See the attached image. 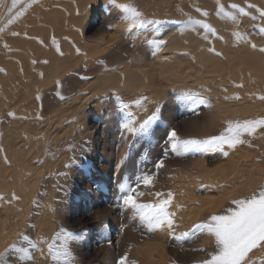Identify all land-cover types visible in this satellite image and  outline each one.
<instances>
[{
    "label": "rangeland",
    "instance_id": "1",
    "mask_svg": "<svg viewBox=\"0 0 264 264\" xmlns=\"http://www.w3.org/2000/svg\"><path fill=\"white\" fill-rule=\"evenodd\" d=\"M118 2L127 3L126 0ZM28 3H31V0H17L13 6V0H0V29L8 25L9 21L23 16L24 12H20ZM94 13L87 19L83 34L90 41L101 45L82 50L70 68L64 69L60 66V77L37 92L35 109L32 107L24 111L25 120H35L39 117L45 119L49 113H55L58 109L57 114L64 115L54 117L56 121L58 118L63 120L57 121L61 128L56 124L53 129L57 130L54 132H60L64 138L56 149V165L53 164V168L48 167L49 170L41 169L43 171L39 175L43 177H38L34 190L25 193V208L21 209L17 217L18 222L14 227L11 226L6 236V244H3L0 250V261L4 264H21L16 255L8 249L12 243L26 247L27 243L22 236L27 235L37 242V247L31 250L32 259L24 264H56L51 259L48 245L53 243L55 234L64 228L80 237L69 241L74 256L73 264H121V257H126L125 264H198L210 258L216 251L214 237L207 231L197 232L193 229L195 234L190 238L177 240L167 228L148 231L139 217L134 216L135 210L124 205L123 196L127 192L121 185L130 186L137 193H143L136 198L138 203L144 205H155L160 199H166L169 192L172 193L168 211L174 213L176 235L189 231L193 225L206 221L211 215L225 214L228 208L234 207L232 200L247 198L264 188V128H257L252 135H243L242 139L246 142L238 144L235 148L224 145L223 150L188 152L182 155L173 152L171 146L166 145L167 132L174 128L181 140H203L210 136H219L225 131L228 122L235 124L264 118V100L259 104L255 97H244L247 100H244L245 104H249L252 110L241 109L246 114L234 116L227 111L226 104L220 107L218 100H210L207 92H211L215 84L206 82L199 89L183 93H172L171 90L160 100L154 97L151 100V109L143 113L140 119L132 118L134 121H143L159 109V120L153 123L150 134L133 135L123 128L129 117L121 106V101L127 105L135 103L113 93L106 96L100 94L97 95L100 96V101L95 102L103 107L102 115L106 121H99L87 106L86 127L81 128L80 122L76 120L82 112L79 111V114L78 111L71 110L74 108L67 98L70 99L74 93L82 91L83 87L85 89L87 81L96 76L104 66L116 62L118 46L121 43L124 44L125 50L133 52L127 55V59L136 57L138 62H143L152 56L155 58L159 54L167 55L165 48L168 37L172 35L167 29L169 24H165L163 28L164 36L154 34L153 31H157L156 26H151L150 29L148 25L144 28L130 27L122 18L123 13L113 7L110 0H102ZM144 16L151 19L148 14ZM259 16L260 19L257 20ZM262 28L264 16L262 17L260 11L256 18L244 26L233 28V31L245 30L241 33L252 37L251 41L259 42L264 39ZM100 37H104V41ZM154 42L163 43L157 48ZM190 60L198 67L195 68L197 71L193 69L192 75L196 72L195 76H206L205 69L199 66L200 61L195 58ZM231 89L233 88H229ZM89 92H86L87 97L92 94ZM187 95L194 98L199 96L206 100V104L196 105L192 100L180 99ZM144 98L148 99L147 96ZM214 107H218L220 116L211 113V108ZM17 109L0 113V119L5 114L17 113ZM115 112L120 114L118 118L112 117ZM240 112L237 111L241 114ZM71 114H74L73 118ZM6 133L0 128V151L4 147ZM224 152L228 153L227 156ZM161 159L164 160L163 167L156 168V163ZM247 162H254L252 167L257 166L261 172L258 180L250 181L245 189V183L236 181L233 177L241 170L243 164H248ZM142 173L153 174L151 185L141 184L137 187L136 178ZM226 189L229 191L226 192ZM15 190L10 189L8 196L3 199L10 202L11 198L14 201L17 196L23 194L20 190L19 193ZM156 193L163 195L157 197ZM218 193L229 194L215 204L212 201L214 198L211 197ZM209 198L212 199L211 203ZM44 209L50 214L51 226L46 227L47 235L39 236L34 226ZM61 243L60 239L55 240L57 246ZM263 253L264 246L253 250L248 257L249 264H254L256 259H263L260 255L264 256Z\"/></svg>",
    "mask_w": 264,
    "mask_h": 264
},
{
    "label": "bare ground",
    "instance_id": "2",
    "mask_svg": "<svg viewBox=\"0 0 264 264\" xmlns=\"http://www.w3.org/2000/svg\"><path fill=\"white\" fill-rule=\"evenodd\" d=\"M101 1L36 0L34 3H28L20 12H24L23 16H18L0 29V69H2L0 113L18 108V112L14 115L5 114L0 119V128L7 132L4 147L1 146L3 148L0 151V250L3 244H6L4 241L11 226L14 227L18 222V214L25 208L23 198L27 192L35 189L36 180L38 177H43L39 174L45 168H53V164L56 165V149L64 138L60 132H54L56 129H53L56 124L58 128L60 127L58 120L59 122L63 120L61 118L60 121L58 116L56 121L55 115L63 114H57L58 109L55 113H49L45 119L37 117L38 119L35 120H25L24 111L34 108L37 104L38 99L36 100L35 96L41 88L60 77V66L64 69L70 68L82 50L101 45L90 41L83 34L87 19L96 11ZM126 2L134 4L143 14L150 15L151 19L162 21L159 25H148V28L156 26L157 31L153 32L157 36H164L163 28L165 24H169L167 29L172 35L168 37L165 48L167 55L159 54L158 57L143 58L145 59L143 62H138L136 57L127 59L131 51L125 50L124 44L121 43L122 46L121 44L118 46L116 62L104 66L96 76L87 81L85 89L83 87L82 91L74 93L70 99L67 98L73 105L74 109L71 110L82 112L76 120L80 122L81 128L86 127L87 108H90L92 115L99 121H106L102 115L103 107L95 102L99 100L100 96L97 95L100 94L106 96L113 93L132 102L143 95V97L147 96L148 99L142 102V106L131 104L125 108L129 118L130 114L131 118H139L143 113L148 112L154 97L160 100L171 90L172 93H183L199 89L206 82L215 84L211 88L212 91L207 92L210 100L216 99L215 102L218 100L220 107L226 104L227 111L234 116L246 114L241 109L252 110L249 104H245L247 101L245 98L248 96L255 97L259 104L264 100L262 98L264 97V39L254 42L251 41L252 37L241 33L245 30L233 31V28L244 26L256 18L264 9V0H219V3L224 5V10L219 15H217L219 11L217 0H126ZM232 4L244 8L248 15H242L237 9L231 8ZM204 12H207L206 16ZM225 13H234L236 20L228 18ZM189 17L207 23L215 29V34L206 33L199 25L189 27L186 23ZM100 38L104 41V37ZM191 58L200 61H198L199 66L205 69L206 76H195L196 72L192 75L193 69L198 67L195 62H191ZM229 88L233 89L229 90ZM138 89L143 90L136 92L135 90ZM133 91L136 93H132ZM86 92L90 93L88 97ZM70 108L67 110L71 111ZM211 113L216 116L220 114V110L214 107L211 108ZM73 116L74 114L71 118ZM118 116H120L118 112L112 114L113 118ZM247 163L243 164L241 170H238L233 177L234 180L245 183V189L250 181L258 180L261 172L257 166L252 167L254 162ZM50 172L53 170L50 169ZM10 189H16L18 193L20 190L23 194L17 196L14 201L10 197H8L10 202L5 201L3 198L8 196L7 192ZM228 191L229 189H226V192ZM218 194L211 197L214 198L213 200L209 198V202L211 199L217 204L229 193L219 196ZM45 209L35 221L34 228L39 236L47 235L46 227L51 226L49 209L47 208V211ZM254 264H264V258L256 259Z\"/></svg>",
    "mask_w": 264,
    "mask_h": 264
},
{
    "label": "snow or ice",
    "instance_id": "3",
    "mask_svg": "<svg viewBox=\"0 0 264 264\" xmlns=\"http://www.w3.org/2000/svg\"><path fill=\"white\" fill-rule=\"evenodd\" d=\"M17 0H13V6H15ZM36 2V0H31ZM219 11L217 15L224 10V5L217 0ZM110 4L119 9L123 13V19L128 22L130 27L143 28L147 25H159L162 23L160 20L147 19L144 14L132 3H119L118 0H110ZM255 7V5H251ZM231 8L237 9L240 14L248 15L244 8L239 5L232 4ZM11 11V9H10ZM197 11H201L197 9ZM205 16L207 12L203 13ZM20 15V13H18ZM225 15L236 20L234 13H225ZM261 15L264 16V10H261ZM12 21H9L11 23ZM189 27L199 25L206 33L211 32L215 34V29L207 23L201 20H194L189 17L187 20ZM264 32V28L261 29ZM15 35V33H14ZM207 38V36H205ZM222 39V37H221ZM55 42V41H53ZM156 47H160L163 42H154ZM255 47V45H253ZM214 50V49H213ZM79 51V49H77ZM2 71V69H0ZM59 83V82H58ZM264 98V97H262ZM146 99L141 97L133 103L138 106H142V101ZM180 99L192 100L194 104H206V100L191 95L180 97ZM121 106L127 108L128 105L121 101ZM9 115H14L9 113ZM159 120V109L148 116L143 121H134L130 118L123 124V128L133 135H149L151 127L154 122ZM257 128H264V118L256 120H246L242 123L228 122V126L225 131L219 136H210L206 139H187L181 140L178 137L176 130L173 128L167 132L166 145L171 146V150L178 155H182L188 152H205L215 151L217 149L223 150V146L227 145L229 148H235L238 144H243L246 141L242 139V136L252 135L256 132ZM227 152L224 155L227 156ZM166 155V153H165ZM164 165V160L161 159L156 163V168H161ZM153 182V174L142 173L136 178V185L143 184L145 186L151 185ZM121 188L127 192L123 196L124 205L135 210L134 216H138L139 219L147 226L148 231H154L157 229L167 228L170 230V234L175 236L177 240L190 238L197 232L207 231L214 237L216 251L210 255V258L198 262V264H249V254L255 250L264 246V188H261L258 192L253 193L251 196L242 199L232 200L234 207L228 208L225 214L211 215L206 221L193 225L192 229L187 232H182L176 235L174 231V213L168 211V207L171 204L172 193L167 194L166 199H160L155 205H144L137 201V195H143V193H137L135 189L130 186L121 185ZM14 195V194H13ZM157 197H161L162 193H156ZM145 209H149L145 211ZM80 237L74 235L67 229L61 228L58 233L55 234L53 243L48 245L49 254L51 259L56 264H73L74 256L69 247V241L77 240ZM22 239L27 243V246H18L16 243H12L9 246L8 251L15 254L16 258L21 264L32 259L31 250L37 247V242L33 241L27 235H23ZM60 239L62 243L60 245L55 244V240ZM111 243V241H109ZM126 257H121V264H125ZM0 264H4L0 261Z\"/></svg>",
    "mask_w": 264,
    "mask_h": 264
}]
</instances>
